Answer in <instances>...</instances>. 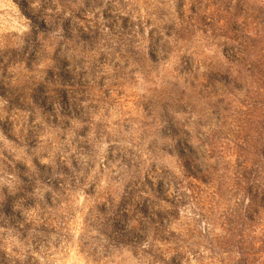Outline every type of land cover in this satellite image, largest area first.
I'll return each mask as SVG.
<instances>
[{
  "label": "rangeland",
  "instance_id": "obj_1",
  "mask_svg": "<svg viewBox=\"0 0 264 264\" xmlns=\"http://www.w3.org/2000/svg\"><path fill=\"white\" fill-rule=\"evenodd\" d=\"M0 264H264V0H0Z\"/></svg>",
  "mask_w": 264,
  "mask_h": 264
}]
</instances>
